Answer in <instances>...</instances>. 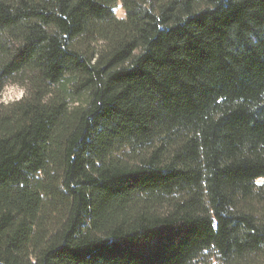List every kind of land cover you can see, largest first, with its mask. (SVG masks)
Instances as JSON below:
<instances>
[{"label":"trees","instance_id":"16d2710c","mask_svg":"<svg viewBox=\"0 0 264 264\" xmlns=\"http://www.w3.org/2000/svg\"><path fill=\"white\" fill-rule=\"evenodd\" d=\"M10 83L0 264H264V0H0Z\"/></svg>","mask_w":264,"mask_h":264},{"label":"rangeland","instance_id":"374dc122","mask_svg":"<svg viewBox=\"0 0 264 264\" xmlns=\"http://www.w3.org/2000/svg\"><path fill=\"white\" fill-rule=\"evenodd\" d=\"M116 15L118 18L124 17V10L120 2L117 4ZM25 96V89L16 84L10 83L1 93L0 104L10 105L13 102L21 100Z\"/></svg>","mask_w":264,"mask_h":264}]
</instances>
